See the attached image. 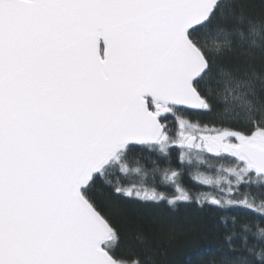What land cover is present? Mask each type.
<instances>
[{
	"label": "snow or ice",
	"instance_id": "6c2138e0",
	"mask_svg": "<svg viewBox=\"0 0 264 264\" xmlns=\"http://www.w3.org/2000/svg\"><path fill=\"white\" fill-rule=\"evenodd\" d=\"M140 204L264 264V0H0V264H157Z\"/></svg>",
	"mask_w": 264,
	"mask_h": 264
},
{
	"label": "trees",
	"instance_id": "16d2710c",
	"mask_svg": "<svg viewBox=\"0 0 264 264\" xmlns=\"http://www.w3.org/2000/svg\"><path fill=\"white\" fill-rule=\"evenodd\" d=\"M252 2L258 5L260 0ZM185 184L193 191L208 190L187 177ZM94 195L104 200L110 193L98 183ZM115 213L122 227L121 250L134 245V236L142 230L157 264H225L232 255L224 233L214 224L218 210L208 206L140 204L118 207Z\"/></svg>",
	"mask_w": 264,
	"mask_h": 264
}]
</instances>
